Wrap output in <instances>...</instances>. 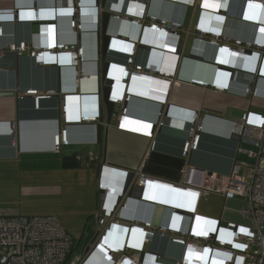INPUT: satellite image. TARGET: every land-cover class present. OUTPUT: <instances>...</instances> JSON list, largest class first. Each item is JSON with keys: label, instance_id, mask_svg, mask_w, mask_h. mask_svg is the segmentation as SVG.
Listing matches in <instances>:
<instances>
[{"label": "built area", "instance_id": "built-area-1", "mask_svg": "<svg viewBox=\"0 0 264 264\" xmlns=\"http://www.w3.org/2000/svg\"><path fill=\"white\" fill-rule=\"evenodd\" d=\"M117 1L120 11L108 10L101 4V0H70L65 3L55 0L53 7L8 12L0 10V37L3 35L1 25L4 23L18 22L36 26L33 43L21 42L0 49V60L5 52L13 53L16 57L27 54L42 66L77 67L74 71L76 83L86 79L80 67L83 48L78 44L62 45L58 41L53 48V24L33 21L36 17L39 20L47 19L56 11L68 16L69 28L73 32L83 31L79 21L84 17L91 28L94 27V32L98 33L100 22L96 19L97 14L107 12L110 20L119 22L121 27H127L130 34L121 31L111 35L106 33L109 37L106 54L123 56L125 62H108L104 78L113 81L105 84L104 78L100 77V87L108 88L107 100L113 105L112 118L116 121L117 130L137 133L152 140L154 130L163 127V119L167 115L166 98L181 57L180 47L185 44V40L179 39L183 29L178 22H168L151 14L148 11L151 0ZM160 1L191 9L190 28L184 31L185 35L190 32L196 42L214 49L211 60L214 68L212 80L208 83L192 80L191 83L222 93L228 90L236 73H245L249 84L244 94L252 102L257 97L255 81L264 80V0ZM233 1L240 6L237 15L230 14ZM227 22H233L242 29H250V37L227 33ZM143 46L148 51L147 63L144 66L136 65V48ZM128 89L134 96L162 105L156 123L137 121L127 115L126 104L131 99L125 94ZM22 95L34 97L36 104L48 96L33 90L25 91ZM72 96L81 97L82 100L74 103L70 99ZM66 97L67 102L64 100ZM59 111L57 130L52 138V149L56 152L61 146L69 144L68 130L77 125L79 115L86 121L81 125L94 124L99 119L97 103L89 95L63 97ZM15 131V126H11L8 135L13 137ZM202 131L197 114H193L189 120V138L182 148L184 157L196 150L199 133ZM230 135L250 144L251 148L243 151L249 161L235 166L229 176L204 174L201 183L196 185L191 179L190 169L186 170L180 184L170 185L139 173L137 182L131 183L127 189L129 191L136 185L141 187L153 205L159 206L165 204L153 197L157 198L156 194L161 190L158 193L151 183L171 186L180 192L177 194L176 205L171 206L174 225L153 228L155 232L167 234L172 243L182 248L178 260H164L160 255L144 250L154 233L150 223L130 222L125 224L123 233L111 232L112 227L118 225L114 213L125 207L122 199L126 196L123 189L127 172L114 174L112 168L102 166L98 176V205L93 215L98 230L81 257L77 259L71 256L75 244L57 217L0 213V264H264V115L246 111L238 121L230 123ZM208 194L223 197V211L226 210L227 202L239 200L242 203L239 209L241 221H223L222 218L197 214L198 201ZM182 214L190 215L186 225H182Z\"/></svg>", "mask_w": 264, "mask_h": 264}, {"label": "crops", "instance_id": "crops-1", "mask_svg": "<svg viewBox=\"0 0 264 264\" xmlns=\"http://www.w3.org/2000/svg\"><path fill=\"white\" fill-rule=\"evenodd\" d=\"M54 1L0 0V10L8 12L53 7ZM58 1L65 3L70 0ZM103 5L110 11L121 9L117 0ZM239 8L237 2H231L230 14L237 15ZM148 11L156 18L181 24L183 30L179 39L185 40L180 47L181 57L174 78L169 77L174 82L166 98L164 125L154 130L152 140L144 135L117 130L115 119L111 118L107 124L105 118L100 140L96 130L98 120L94 124L70 127L69 144L61 146L57 152L52 149L63 97L96 94L101 89L100 35L94 32L88 21L84 22L83 32L75 33L69 28L68 16L57 13L58 42L67 46L78 44L83 48L80 67L86 79L77 83L74 76L77 67L42 66L27 54L16 57L10 52H5L0 60V213L57 217L75 244L71 255L74 257L76 253L81 254L79 257L83 255L98 230L93 215L98 205V176L102 166L133 173L134 184L139 173L170 185L180 184L186 170L190 169L191 179L196 185L201 183L204 174L229 176L235 166L249 161L243 151L251 148L250 144L230 135V123L238 121L246 111L264 115V80L255 81L257 97L252 102L244 94L249 84L245 73H236L228 90L222 93L191 83L192 80L208 83L214 73L211 65L214 49L196 42L190 32L185 35L184 31L190 28L191 9L180 4L152 0L148 4ZM99 22L101 25L100 19ZM1 27L0 49L35 41L36 26L33 24L14 22L4 23ZM117 31L130 34L127 27L109 20L107 34H116ZM226 31L241 37L251 35L250 29L237 27L233 22L226 23ZM147 53L144 46L136 48L134 63L146 65ZM106 60L125 62L123 56L114 54H106ZM28 90L48 96L36 104L34 97L22 95ZM64 100L67 102L68 98ZM161 106L156 101L132 100L127 115L142 122L156 123ZM193 114H197L203 131L199 133L196 150L184 157L182 148L189 138V120ZM13 125L16 131L10 137L8 131ZM203 200L222 203V208L220 211L207 210L201 206ZM123 204L125 207L114 213V219L118 221L115 232L123 233L119 228L124 229L126 223H150L154 233L144 250L168 261L180 258L182 248L172 243L167 234L153 229L174 225L171 207L137 199L125 200ZM226 206L223 211L222 196L208 194L198 201L196 213L222 218L223 221L240 222L242 203L231 200ZM189 216L181 215L182 225L187 224ZM75 235L78 240L72 237Z\"/></svg>", "mask_w": 264, "mask_h": 264}, {"label": "water", "instance_id": "water-1", "mask_svg": "<svg viewBox=\"0 0 264 264\" xmlns=\"http://www.w3.org/2000/svg\"><path fill=\"white\" fill-rule=\"evenodd\" d=\"M102 3L104 4L105 0H101ZM100 21H101V28H100V49H101V76L103 77L108 61L106 60V47L108 44V39L109 37L106 34V29H107V25H108V21H109V15L106 12H103L100 16ZM100 95H101V101H102V107L100 108V112H101V118L99 119V123L96 125V130H97V138L98 140H100L101 138V128H102V123L105 119L106 123L109 124L110 120L112 118V114H113V105L111 103H109L107 101V97H108V88L105 86L101 87V91H100ZM70 99L76 101V102H80L82 100V98L80 97H71ZM77 99V100H75ZM112 172L114 174H123L121 171L119 170H115L113 169ZM134 179V174L131 172H128L127 176H126V180H125V187H124V191H126L128 189V187L130 186V184L133 182ZM158 181V180H155ZM158 182H162V181H158ZM151 185L153 186L154 189L157 190V192L159 190L160 193L157 195V198H154V200L163 203L165 205H169V206H174L176 205L177 202V194H179L180 192L174 188H172L171 186H167V185H163V184H158V183H151ZM150 191H148L149 193ZM143 194V189L141 187H138L137 185L134 186L132 189H130L127 193V198L128 199H138L141 198ZM147 194V193H145ZM148 195V194H147ZM116 230H118V227L113 226L111 232H115ZM119 230H122L123 232L125 231L124 229L119 228Z\"/></svg>", "mask_w": 264, "mask_h": 264}, {"label": "clouds", "instance_id": "clouds-1", "mask_svg": "<svg viewBox=\"0 0 264 264\" xmlns=\"http://www.w3.org/2000/svg\"><path fill=\"white\" fill-rule=\"evenodd\" d=\"M107 1L108 0H105V2L104 3H107ZM152 1V0H151ZM150 1V2H151ZM101 4L103 5V3H102V1H101ZM103 13V12H102ZM101 13V14H102ZM107 13V12H106ZM101 14L100 15H98L97 14V18L96 19H100V16H101ZM109 15V14H108ZM99 17V18H98ZM110 20V19H109ZM35 21H37V22H39V23H52L53 24V26H52V30H53V35H54V46H53V48H55L56 47V44H57V41H58V39H57V36H58V30H59V28H58V24H57V12L55 11V14L53 15V16H51V17H49V18H47V19H42L41 18V20H39V18L38 17H36V19L33 21V23L35 22ZM84 22H85V20H84V17H82L81 19H80V21H79V23L83 26V30H84ZM109 22V21H108ZM68 24H69V27H70V19H69V21H68ZM108 26V25H107ZM94 28V27H93ZM100 28H101V25H100ZM83 32V31H82ZM98 33H99V35H100V31H98ZM97 33V34H98ZM106 33H107V29H106ZM139 46H141V45H139ZM146 48V47H145ZM147 49V48H146ZM100 77L101 78H104V75H103V77L101 76V74H100V76H99V83H100ZM104 81H105V84L107 83V84H110V83H112V79H110V78H104ZM102 87V86H101ZM100 87V88H101ZM100 91H101V89H100ZM125 94L126 95H129V97H131V99H130V101L126 104V107L128 108V106L130 105V103L132 102V100H142V101H148L149 99H147V98H141V97H137V96H134V95H132L131 93H130V89H128V90H126V92H125ZM80 96V95H79ZM89 96H91V97H93V99L96 101V103H97V106H98V109H99V119H100V108L102 107V101H101V95H100V92L98 91V93H96V94H91V95H89ZM81 98V97H80ZM108 98V97H107ZM108 101V100H107ZM150 101H153V100H150ZM109 102V101H108ZM109 103H111V102H109ZM112 104V103H111ZM98 119V120H99ZM134 119V118H133ZM135 120H137V119H135ZM137 121H139V120H137ZM82 122H86L85 121V119L81 116V115H79V117H78V121H77V125L76 126H85L86 124H82L81 125V123ZM75 126V127H76ZM132 133V132H131ZM128 174V173H127ZM127 176V175H126ZM124 187H125V184H124ZM124 190V189H123ZM124 192H127V190L126 191H124ZM146 193V192H145ZM145 193H143L142 194V196H141V198H138L137 200H139V201H142V202H148V203H151V204H154L153 202H151L149 199V197H148V195L147 194H145ZM125 200H128V198H127V195L122 199V201L125 203ZM125 205V204H124ZM165 206V205H164ZM167 206H169V205H167ZM166 207V206H165ZM169 207H171V206H169ZM172 208V207H171Z\"/></svg>", "mask_w": 264, "mask_h": 264}, {"label": "rangeland", "instance_id": "rangeland-1", "mask_svg": "<svg viewBox=\"0 0 264 264\" xmlns=\"http://www.w3.org/2000/svg\"><path fill=\"white\" fill-rule=\"evenodd\" d=\"M79 96V95H77ZM201 206L205 207L207 210H210V211H220L221 208H222V203H216V202H210V201H202L201 203ZM74 239H77L78 237L75 235V236H72ZM78 240V239H77ZM75 253V251H74ZM77 256L76 258L78 259V257L81 255L79 253H76Z\"/></svg>", "mask_w": 264, "mask_h": 264}, {"label": "bare ground", "instance_id": "bare-ground-1", "mask_svg": "<svg viewBox=\"0 0 264 264\" xmlns=\"http://www.w3.org/2000/svg\"><path fill=\"white\" fill-rule=\"evenodd\" d=\"M72 97H76V96H72ZM75 100H77V99H75ZM71 101H73L74 103H76V101H74V100H72V99H71Z\"/></svg>", "mask_w": 264, "mask_h": 264}]
</instances>
